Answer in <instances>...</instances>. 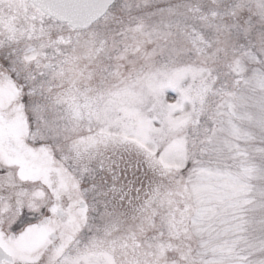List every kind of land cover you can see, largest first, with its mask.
<instances>
[{
    "label": "snow or ice",
    "instance_id": "6c2138e0",
    "mask_svg": "<svg viewBox=\"0 0 264 264\" xmlns=\"http://www.w3.org/2000/svg\"><path fill=\"white\" fill-rule=\"evenodd\" d=\"M0 264H264V0H0Z\"/></svg>",
    "mask_w": 264,
    "mask_h": 264
}]
</instances>
